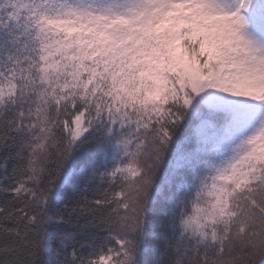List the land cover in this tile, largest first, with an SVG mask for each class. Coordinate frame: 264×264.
<instances>
[{"label":"snow or ice","instance_id":"obj_1","mask_svg":"<svg viewBox=\"0 0 264 264\" xmlns=\"http://www.w3.org/2000/svg\"><path fill=\"white\" fill-rule=\"evenodd\" d=\"M0 264H264V0H0Z\"/></svg>","mask_w":264,"mask_h":264}]
</instances>
